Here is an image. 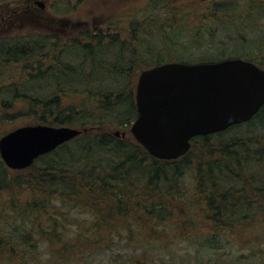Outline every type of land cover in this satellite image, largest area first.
I'll return each mask as SVG.
<instances>
[{"label": "trees", "instance_id": "1", "mask_svg": "<svg viewBox=\"0 0 264 264\" xmlns=\"http://www.w3.org/2000/svg\"><path fill=\"white\" fill-rule=\"evenodd\" d=\"M50 1L54 14L74 15L85 0ZM196 3L191 10L181 0H146L127 6L107 29L67 41L56 34L0 39V67L19 65L18 83L0 77V120L24 99L39 123L81 130L17 171L21 177L11 178L0 160V190L8 196L0 208V264H92L116 248L133 250L128 264H149L145 251L172 236L217 250L236 232L257 230L264 243V106L246 123L194 137L173 161L155 159L125 132L110 133L135 120V84L144 69L240 58L264 70V34L245 30L264 17L262 4ZM239 24L244 28H232ZM203 47L216 55L186 58ZM189 173L192 190L183 185ZM61 204L92 218L66 230ZM137 248L144 253L135 255Z\"/></svg>", "mask_w": 264, "mask_h": 264}, {"label": "water", "instance_id": "2", "mask_svg": "<svg viewBox=\"0 0 264 264\" xmlns=\"http://www.w3.org/2000/svg\"><path fill=\"white\" fill-rule=\"evenodd\" d=\"M135 104L131 136L155 159L177 160L194 137L225 131L257 114L264 106V70L240 58L161 64L138 75ZM80 133L69 126L19 127L0 137V159L8 169L24 170Z\"/></svg>", "mask_w": 264, "mask_h": 264}, {"label": "rangeland", "instance_id": "3", "mask_svg": "<svg viewBox=\"0 0 264 264\" xmlns=\"http://www.w3.org/2000/svg\"><path fill=\"white\" fill-rule=\"evenodd\" d=\"M43 2L44 8H40L36 2ZM146 0H85L81 7L78 9L77 14L56 15L51 9L50 0H10L0 3V37H19L22 35L35 36L36 34H56L62 41H67L71 37H77L81 32H94L99 29H107V22L120 16L122 10L127 6L142 4ZM175 1V0H174ZM188 9L197 8V0H181ZM230 5L236 8L245 5L247 2H252L253 5L258 4L264 6V0H227ZM263 1V2H262ZM256 22V21H255ZM231 23V22H230ZM238 30L243 29L241 27L234 26ZM248 29L251 30L248 31ZM248 31L247 36L263 35L264 34V17H259L257 22L252 28L245 27ZM246 31V32H247ZM232 50L231 46L227 47ZM248 50V48H246ZM216 51L214 49L203 47L199 50H190L186 54L188 60H197L200 57L215 56ZM19 65L11 64L9 66L0 67V77L4 80L9 79L11 82H16V73L19 72ZM14 76L13 78H9ZM8 99V98H7ZM13 102V101H12ZM14 108L10 110V114L7 113L3 120H0V137L6 132L12 131L19 127L27 125L43 124L39 123V116L34 115L30 110H26V101L24 99L14 100ZM46 124V123H45ZM52 125V123H50ZM54 126V125H53ZM119 132L120 134L125 132L127 136H131L129 129L124 130L121 127H110V133ZM132 137V136H131ZM3 167H5L3 165ZM9 170V169H8ZM7 172L11 178L21 177L17 171ZM6 175V172H5ZM183 185L188 190H192L194 187L193 174L189 173L183 180ZM15 196V194H14ZM19 196V195H18ZM24 198H28V194L25 193ZM8 196L5 194V190H0V208L1 201L4 208V199ZM60 205L57 204V207ZM62 218L60 222L64 225L66 230L75 231L78 225L83 222H87L92 217L82 211L79 208H72L67 204H61V208L58 209ZM59 219L60 216H54ZM54 219V218H53ZM236 232L234 238L229 242L223 239L220 248L217 250L199 249L195 241H186L174 238L170 241L162 243L158 248L149 249L145 251L141 259L147 261L149 264H259L264 261V243H262V237L259 235V231L251 232ZM249 238H257L255 240L256 245L249 247ZM168 243L169 245H166ZM42 242L41 245H44ZM123 244V242H122ZM131 250L120 252L119 249H115L114 252L104 253L96 255L92 264H128L125 262L127 257L126 253L131 254ZM215 251V253L213 252ZM143 250L137 248L134 250V254H140ZM144 253V252H143ZM122 255V258L118 257ZM41 257L46 259L48 255L42 250ZM44 262V261H42ZM35 263V262H31Z\"/></svg>", "mask_w": 264, "mask_h": 264}, {"label": "flooded vegetation", "instance_id": "4", "mask_svg": "<svg viewBox=\"0 0 264 264\" xmlns=\"http://www.w3.org/2000/svg\"><path fill=\"white\" fill-rule=\"evenodd\" d=\"M22 36H27V35H22ZM22 36H19V37H22ZM11 38H18V37H0V39H11Z\"/></svg>", "mask_w": 264, "mask_h": 264}]
</instances>
